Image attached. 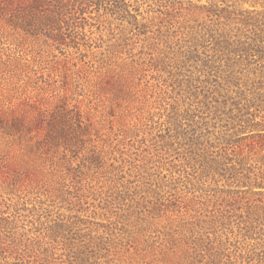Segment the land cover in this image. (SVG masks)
<instances>
[{"label":"rangeland","instance_id":"rangeland-1","mask_svg":"<svg viewBox=\"0 0 264 264\" xmlns=\"http://www.w3.org/2000/svg\"><path fill=\"white\" fill-rule=\"evenodd\" d=\"M0 264H264V0H0Z\"/></svg>","mask_w":264,"mask_h":264}]
</instances>
